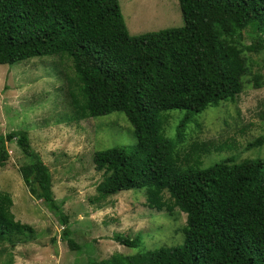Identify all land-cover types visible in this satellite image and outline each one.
I'll return each instance as SVG.
<instances>
[{
  "label": "trees",
  "instance_id": "obj_1",
  "mask_svg": "<svg viewBox=\"0 0 264 264\" xmlns=\"http://www.w3.org/2000/svg\"><path fill=\"white\" fill-rule=\"evenodd\" d=\"M178 3L183 26L131 35L118 0H0V64L66 56L74 73L67 91L72 119L120 111L131 124L132 145L94 151L95 169L104 170L94 198L144 188L147 207L176 206L186 214V224L182 244L160 246L144 261L128 264H264V160L234 162L230 157L201 167L200 157L209 146L193 142L180 156L164 132L167 110L186 111L177 133L183 139L192 113L234 99L244 71L235 41L250 28L253 42L247 49H264V0ZM263 140L260 136L249 146ZM8 142L27 159L19 168L24 185L60 214L69 247L79 249L68 238L49 168L31 146L28 132L0 134V165L8 160ZM12 205L11 195L0 191V243L32 231L15 219ZM114 240L136 244L127 237ZM86 264L124 263L114 253Z\"/></svg>",
  "mask_w": 264,
  "mask_h": 264
},
{
  "label": "rangeland",
  "instance_id": "obj_2",
  "mask_svg": "<svg viewBox=\"0 0 264 264\" xmlns=\"http://www.w3.org/2000/svg\"><path fill=\"white\" fill-rule=\"evenodd\" d=\"M128 32L138 35L184 25L178 0H118ZM133 12L134 21L129 26ZM130 15V14H129ZM139 28V29H138ZM253 31L247 28L235 44L244 71L241 88L233 100L192 113L182 136L178 124L185 110H167L164 132L180 156L193 142L209 146L200 166L227 158L264 160V49L248 50ZM230 39V37H225ZM74 76L66 56L42 55L0 64V134L22 129L28 132L36 150L51 174V190L62 214L67 218L68 238L79 245L71 249L58 213L35 199L24 185L19 168L27 162L14 142H8V160L0 165V191L13 198L11 211L16 220L32 231L11 236L0 243V264H86L118 253L124 264L142 262L160 246L183 243L186 214L172 206L162 210L145 204V189L121 190L97 200L96 187L104 170L94 167V151L135 142L132 126L120 111L104 116L73 118L67 93ZM177 142V143H176ZM219 147V148H218ZM167 205L172 199L163 191ZM136 240L128 247L115 237Z\"/></svg>",
  "mask_w": 264,
  "mask_h": 264
},
{
  "label": "crops",
  "instance_id": "obj_3",
  "mask_svg": "<svg viewBox=\"0 0 264 264\" xmlns=\"http://www.w3.org/2000/svg\"><path fill=\"white\" fill-rule=\"evenodd\" d=\"M120 1V0H119ZM129 1V3H130V0H128ZM132 1V0H131ZM120 4L122 5V10H123V8H124V5L120 2ZM121 10V11H122ZM134 12V11H133ZM133 12H132V14H131V11L130 12H128L127 13V16L130 18V17H132V20H131V24H130V26H129V29L131 30V31H136V29H133L132 28V22L134 21V18H133ZM122 14H123V11H122ZM130 14V15H129ZM127 25V24H126ZM127 28H128V26H127ZM139 29V28H138Z\"/></svg>",
  "mask_w": 264,
  "mask_h": 264
}]
</instances>
